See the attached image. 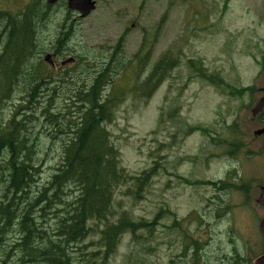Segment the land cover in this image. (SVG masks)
<instances>
[{"label": "rangeland", "instance_id": "obj_1", "mask_svg": "<svg viewBox=\"0 0 264 264\" xmlns=\"http://www.w3.org/2000/svg\"><path fill=\"white\" fill-rule=\"evenodd\" d=\"M46 5V0H0V37L7 43L6 22L21 21L23 13L35 12L31 26L36 55L25 71L39 72L44 78L65 74L67 79L61 82L65 86L54 99L56 112L77 114L78 109L64 99L73 95L71 81L91 86L113 55L110 49L122 52L121 61H136L124 72L115 62L116 71L109 73L114 79L104 94L116 98V104L105 127L119 151L120 165L132 175L155 162L159 168L141 195L128 192L131 183L117 187L115 208L136 219L156 218L158 224L151 234L139 231L138 241L131 233L124 234L108 264H190L193 250L186 243L193 239L202 243L200 264H230L228 259L236 251L249 260L261 255L264 238L258 225L264 207L257 200L264 188V135L259 134L264 123L252 116V109L264 95V0H97L96 11L85 19L68 10L67 0L49 9ZM68 22L74 24V35L63 53L77 56L79 62L61 70L45 63L44 57L52 53V44ZM123 33L124 40L118 41ZM32 39L28 37L26 44ZM5 46L0 43V54ZM137 53L141 56L136 60ZM163 57L177 59L176 66L147 99L142 95L144 80ZM190 60L228 86L198 75ZM13 65L12 60L0 63V93L10 84L13 89L0 109V129L9 125L13 114H18L16 120L22 114L19 104L27 96L22 90L31 92L36 85L17 79ZM242 88L247 89L242 94L235 91ZM48 94L38 96L39 103L19 126L25 144L35 150V162L41 163L32 190L38 181L41 185L49 180L63 142L56 139L52 145L44 131L42 109L51 99ZM13 119L10 128L16 132ZM195 126L207 128L209 134L190 131ZM7 175L0 170V198ZM180 176L215 184L187 183ZM222 181L229 187L224 188ZM47 225L56 235V220L49 218ZM99 237L92 232L83 244L70 248L76 264L83 263L79 250L85 244L86 251L99 248ZM6 242L11 239L6 237Z\"/></svg>", "mask_w": 264, "mask_h": 264}, {"label": "trees", "instance_id": "obj_2", "mask_svg": "<svg viewBox=\"0 0 264 264\" xmlns=\"http://www.w3.org/2000/svg\"><path fill=\"white\" fill-rule=\"evenodd\" d=\"M34 35L35 31L32 29L31 35L26 34L23 44L5 46L0 54V63L4 65L12 60L14 65L11 69L17 79L19 76L26 79L27 85L36 83L35 86L31 85L32 93L26 89L27 96L19 106L23 111L24 108L28 111L35 108V104L39 103L38 96H42L44 92L52 95L48 105L42 109L46 125L44 131L49 134L52 145L56 143V139H63V142L60 144L58 163L50 179L41 185L38 181L37 189L32 190L33 182L41 174L38 166L41 163L35 162V150L25 144L24 135L21 137L19 126L26 122L28 115L22 121L13 119L12 128L17 129L16 132L11 131L10 126L0 129V153L7 141L4 148L10 156L7 168L9 175L3 180L6 185L0 198V264H76L70 248L74 244H83L92 232L100 236L99 248L86 251L85 244L79 250L80 260L82 264H107L116 253L125 233H131L133 239L138 241L139 231L148 230L150 234L155 231L158 224L156 218L136 219L125 210L118 211L119 208H115V197L116 192H119L117 187L128 183L133 186L128 192L141 195L158 170V165L156 163L135 175L120 165L119 152L109 143V135L104 126L113 117L116 104V98L111 100L109 95L103 94V90L113 83L106 76L107 68L97 73L91 86L76 82V88L70 89L73 95L64 96L65 103L78 109L77 114L54 110V99L63 90L65 85L61 82L66 78L59 79L58 84L54 82L55 85L51 87L46 83H51L52 80L44 79L39 72L30 74L25 71V65L28 67V61L36 55L37 42ZM28 37L33 39L27 45ZM55 53L60 55L63 52L61 49ZM147 59L148 57L144 58L145 67ZM175 62L171 57H163L153 65L144 80L143 93L146 97L164 81L169 71L175 67ZM193 62L192 66L198 75L215 81L216 75L205 73L204 69L195 66ZM74 83V80L71 81V84ZM219 84L228 86L223 80ZM248 89L253 90L252 87ZM246 90L242 88L235 91L242 94ZM260 120L264 121V114ZM190 129L209 134V130L202 126ZM21 155L23 159H19ZM5 172L6 170L3 173ZM179 179L188 183L215 184L209 180L194 182L181 176ZM49 218L56 220V235H51L48 230ZM12 235L17 237L13 238ZM6 237L11 242H6ZM188 247L193 250L190 264H200L201 242L193 239ZM228 260L230 264H250V260L237 251Z\"/></svg>", "mask_w": 264, "mask_h": 264}, {"label": "water", "instance_id": "obj_3", "mask_svg": "<svg viewBox=\"0 0 264 264\" xmlns=\"http://www.w3.org/2000/svg\"><path fill=\"white\" fill-rule=\"evenodd\" d=\"M48 1L49 3H54L57 0H48ZM69 7L72 9L79 10L80 12H82L83 16H86L94 9V3L91 0H69ZM45 59L46 61H50V55L46 56ZM68 61L71 62L72 59ZM263 109H264V96L260 98L257 106L252 110L253 116L256 117L257 114H259ZM263 133H264V129L259 131V134H263ZM258 202L264 205V189L262 190L261 195L258 198ZM259 227L264 237V217L261 220ZM253 264H264V255L254 260Z\"/></svg>", "mask_w": 264, "mask_h": 264}, {"label": "bare ground", "instance_id": "obj_4", "mask_svg": "<svg viewBox=\"0 0 264 264\" xmlns=\"http://www.w3.org/2000/svg\"><path fill=\"white\" fill-rule=\"evenodd\" d=\"M63 45L65 46V43L63 42ZM29 142V141H28ZM32 143H34V142H32ZM28 146V145H27ZM32 151V150H31Z\"/></svg>", "mask_w": 264, "mask_h": 264}, {"label": "flooded vegetation", "instance_id": "obj_5", "mask_svg": "<svg viewBox=\"0 0 264 264\" xmlns=\"http://www.w3.org/2000/svg\"><path fill=\"white\" fill-rule=\"evenodd\" d=\"M64 46V45H63Z\"/></svg>", "mask_w": 264, "mask_h": 264}]
</instances>
